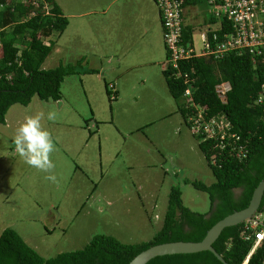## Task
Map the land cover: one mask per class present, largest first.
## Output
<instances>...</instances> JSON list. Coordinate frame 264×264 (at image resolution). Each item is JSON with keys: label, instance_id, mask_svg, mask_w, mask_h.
<instances>
[{"label": "trees", "instance_id": "16d2710c", "mask_svg": "<svg viewBox=\"0 0 264 264\" xmlns=\"http://www.w3.org/2000/svg\"><path fill=\"white\" fill-rule=\"evenodd\" d=\"M197 3L198 0H183L185 6ZM159 15L165 32L160 8ZM216 21L212 17L206 23ZM68 23L56 0H0V123L6 122L14 104L28 105L35 96L45 101L60 100L65 76L80 73V62L76 66H42L52 51L54 38L64 32ZM183 27L184 40L193 42L195 27ZM228 30L230 26L226 24L220 30L209 32L211 45H216ZM193 47L197 52L194 44ZM165 50L162 73L185 126L192 127L200 114L205 121L223 116L230 124L223 146L216 145L219 140L208 138L204 132L193 134L214 178L210 184L201 180L191 182L208 195V210L194 211L186 206L180 187L173 186L163 212L150 211V223L155 219L161 221L150 239L123 242L113 235L99 233L83 248L59 252L52 257L42 256L14 228L7 227L0 234V264H128L135 255L154 244L200 241L218 220L249 204L255 187L264 178V50L255 57L248 51L228 52L222 57L194 55L179 59L178 67L169 61L166 45ZM226 81L231 88L222 98L217 85ZM187 89L190 94H186ZM107 92L111 98L116 95V88L107 85ZM239 146L246 151L241 159L236 157ZM256 213L264 214V194ZM246 224L243 221L225 227L213 242L228 264H243L254 244L253 238L243 236L250 232L245 229ZM146 264L224 263L213 252L203 250L156 256ZM246 264H264V243L256 247Z\"/></svg>", "mask_w": 264, "mask_h": 264}, {"label": "rangeland", "instance_id": "374dc122", "mask_svg": "<svg viewBox=\"0 0 264 264\" xmlns=\"http://www.w3.org/2000/svg\"><path fill=\"white\" fill-rule=\"evenodd\" d=\"M56 1L62 4L67 12H75L76 7L84 8L85 6L81 0H63V3L62 0ZM195 5L205 9L207 2L198 0L197 4L188 7ZM204 15L210 16V13L204 10ZM92 17L93 15L70 18L71 24L60 38L62 45L56 44L58 37L54 38L55 44L52 51L42 64L44 68L55 67V64L60 63L76 66L75 60L78 57L75 53L82 51L80 44L84 40H80L79 35L82 38L87 36L86 42L90 41L92 50L90 49L91 51L89 50L90 52L85 56L89 58L88 54L93 52L105 54V56L100 55V58L110 65L111 57H115L112 55L114 54L112 49L109 47L107 50L105 40L100 37L101 34H98L102 32H98L97 28L95 33L91 30L93 26L101 28L108 18H97V23L92 24L91 21H96L91 20ZM217 26L213 25V27ZM103 32L104 35L110 34L114 38L117 37L114 29ZM193 42L196 51L201 52L203 44L200 31H195ZM116 43L114 49L121 51L119 42ZM64 48L66 49L61 54L60 49ZM160 48L158 46L156 49L159 55H162ZM202 55L207 54L201 53L198 56ZM115 61L114 59L113 62ZM138 69L140 74L146 72L143 66ZM153 71L156 72L157 68L149 70L148 75ZM158 72H156L158 80L157 77L148 80L152 96L147 99L140 96L143 91L139 85L136 89L139 95H130L128 87H124L126 96L124 95L125 99H123L127 101L128 106L122 110L119 104L117 105V101H109L106 96H102L104 95L103 83L100 81L96 83V80L90 82L82 80V86L80 77L73 74L66 76L62 83L61 100L45 101L35 96L30 102L29 109H34L35 113H43L42 116L47 115L48 112H54L55 119L72 125L71 132L75 131L79 135L85 132L80 126L85 119L82 115L92 117L91 110L97 119L110 120L100 124L102 132L99 136H101L102 147L99 160L102 166L97 167L91 174V176L93 174L98 176L100 190L98 188L95 198L90 200L91 206L87 204L82 207L81 205L83 200H87L88 195V193L84 195L82 191L86 185L85 174L78 173L74 178L72 177V169L75 167L72 159L73 152L70 148L67 150L66 147H62V142H58V145L51 139L53 150L48 154V158L54 167L50 172L38 170L28 165L20 156L18 158L21 162H17L15 154L18 153L15 151L12 140L13 131L4 124H0V234L7 227L14 228L28 245L45 257L83 248L99 233L115 235L123 242L148 240L160 228L161 221L155 219L154 223H150V211L145 212V209L137 207L133 201V194L138 192V188L143 187L141 191L149 198L151 194L148 189L153 188L151 185L159 186L163 181L162 187L159 186L160 196H165L170 186L178 185L182 191L184 203L188 207L200 212L208 210L210 206L208 195L194 187L192 181L185 182L184 178L188 172L194 170L189 166L193 163L197 170L195 173H201L202 181L214 180L213 175L209 166L203 164L204 160L200 158L199 147L197 146V149L195 145L197 140L191 137L190 128L185 126L182 117L180 123L173 118L175 115H172V118H164L167 111L163 110L162 97L164 96L161 95V91L166 90L165 78ZM128 81L131 82L129 79ZM99 91L102 95L97 96L95 92ZM17 106L23 107L20 104ZM168 106L170 107L169 102ZM172 106L173 111L177 104L173 102ZM131 113L133 116H126ZM42 116L40 125L45 126L46 122L42 121ZM157 118L159 120L156 121ZM76 124H78L77 127ZM20 125L15 124L14 130L16 131ZM178 128H181V137ZM159 129L163 130V135L157 133ZM45 130L48 131V128ZM76 149L75 147L73 149L74 156H77ZM59 165L62 167L59 168ZM202 170L205 173L208 171L207 174L202 173ZM49 174L55 175V182L46 179ZM68 182L72 187V194L69 197L65 194ZM5 190L10 192H4ZM5 194L9 196H4ZM97 206L101 209L95 211ZM109 208L112 209L109 210ZM49 209L54 214L52 212L51 214ZM92 216L97 218L95 223L91 222ZM53 218L62 221L53 226L54 228L53 224L48 222ZM62 223L66 225L64 228Z\"/></svg>", "mask_w": 264, "mask_h": 264}, {"label": "crops", "instance_id": "0c3cea01", "mask_svg": "<svg viewBox=\"0 0 264 264\" xmlns=\"http://www.w3.org/2000/svg\"><path fill=\"white\" fill-rule=\"evenodd\" d=\"M82 1L83 3H85L84 8L76 7V9L74 10L75 12H67L64 9V6H62V4H59L63 11V14L66 17H68V20H69L68 25L70 26L71 24L70 18L76 17V16L77 17H87V16L89 17L93 15L91 20L94 19L96 21L94 22L91 21L92 24L97 23V20H98L97 18H101V19L103 17L108 18L103 23L105 24V26L103 24L101 25V28L93 26L91 30L94 31L95 33V30L97 28L98 32H102L98 34H101L100 37H102L105 40L104 44H106L108 48L107 50H109V47H110L112 49V52L114 53L112 55H114L115 57L110 56L111 57L110 65L112 64L111 66L107 64L106 60L104 61L103 59L100 58V55L105 56V54H101L99 52H95V53L93 52V53L88 54L91 56V57L89 56L88 58L87 56H85V54H87L88 52L92 50L90 41L86 42L85 39L88 38L87 36H84V38H82L79 35L78 38L80 37V40L84 39L83 42L80 44L81 45L80 50L82 51L79 53H75V56L78 57L77 60H75V63L77 64L78 62H80V66H79L80 73H76L73 75H78L80 77L82 86H83L82 80H89V82L91 80L93 81L96 80L95 81L96 83L98 81L103 83L104 95H102L100 91L98 93L95 92L96 95L98 96L99 94H101L102 96H106L109 101L111 100L117 101V105L119 104L118 106L120 110L128 106L127 101L124 100L125 98L123 97L126 94V92H124L125 90L124 87H128V90L130 91V95H136V94L139 95L138 93L139 91L136 89H138V87L140 86V88H142V91H143L140 96L144 97L145 99L151 97L152 92L150 90V87L148 86V80L154 77L156 78L157 77L156 72H158V70H159L158 73H160L162 76L163 75L162 69L166 62L164 29L161 23V17L159 15V6L157 4V1L156 0H81V3ZM62 3H63V0H62ZM205 11H208V10H205ZM208 17L209 16L204 15V10L201 7H197L195 5L193 7L186 8L183 21H184V25L194 26L195 30L201 31L204 25L207 24L206 21L208 20ZM112 29H114V33H116L117 37L114 38L110 36V34L109 35L103 34L104 33L103 31L112 30ZM64 33L65 32H63L58 37L57 42H56L57 45L59 44L62 45V42H60V38ZM116 42H119V46H121V51L114 49V46H115L114 44H117ZM158 46L161 47L160 49L163 52L162 55H159L158 49H156L158 48ZM65 49L66 48L60 49L61 54L63 50ZM108 57L109 56H107V58ZM114 59L116 60L115 62H113ZM57 61H58V58H57ZM55 65L58 66V64H55ZM140 66L144 67L146 71L144 74L138 73L140 71L138 67ZM152 68H157V71L156 72L153 71L152 74L148 75L149 70H151ZM128 79L131 82H129ZM156 79L158 80V77ZM164 84L167 90V92L165 89L161 91V95L165 97V98L162 97L164 100L163 110L167 111V115H165L164 118L165 119L168 117L172 118L171 116L175 115L173 118H175L180 123L181 115L178 112H176V108L175 110L172 111L173 109L172 105H173V102L175 101L173 100L167 88V83L165 79H164ZM107 85H111V86L113 85L116 88V95L114 94V96H111V98L109 97V94L107 92ZM137 85L139 86L137 87ZM85 93L87 95V91ZM166 94H167V97H166ZM140 96H137V97H140ZM168 102L170 104V107L168 106ZM29 104L21 105L23 107H18L17 105L19 104H14L11 106V108L8 111L6 122L4 123V125L8 129L13 131L12 140L16 132L14 130V125L22 124L26 121L27 118L36 116L38 114V113H35L34 109L33 110L29 109L28 107ZM110 109H112L111 105H110ZM91 111H92V117L90 118L80 114L82 115V117L85 118L83 119L82 124H80L81 129H84L85 131V132H81V135H79L75 131L72 133L71 132L72 125L67 124V122L66 123L62 122L59 119H55V117L49 120L47 118L48 114L42 116L43 118L42 121H45L46 125L45 126L44 124L41 125L43 129L48 128L50 138L53 139L52 140L53 142L57 143L58 145H59L58 142H62L63 143L62 147H66L67 150L70 148V150L73 152L72 159L74 161L75 168L72 169V175H73L72 177L74 178L75 175H77L78 173L85 174L86 185L82 189V191L84 192V195L85 193H88V195L86 196V199L89 201L87 202V200L86 201L83 200L81 202L82 207L87 204L91 206L89 202L90 200H93L95 198V195L98 192V188H99L98 183L97 184L93 183L94 181H98V176H95L94 174L93 176H91V174H92V171H95L97 167L102 166L99 160V154L101 155V147H102L101 142H100L101 136H99L102 132L101 131L102 128L100 124L102 122L104 124L110 121V120L101 121L97 119L95 117V113H93V110ZM126 116H133V113H131L130 115H126ZM111 117H113L112 113H111ZM9 118H10V122H8ZM94 120L95 122L93 123ZM157 120H159V118H157L156 121ZM0 124L2 125V123ZM75 126L77 127L78 124H76ZM159 130L160 131L157 133L163 135V130L162 129H159ZM178 130H179V136L181 137L180 135L181 128H178ZM190 135L191 137H193L191 133ZM186 140H188V138ZM195 145L196 147L199 145L198 141ZM74 147L77 148L76 149L77 156H74V150H73ZM198 151H200V156H201L200 158L204 160L203 164L207 165L203 153L201 152L200 149H198ZM15 155L17 157V162H21L20 158H18L19 155L18 154H15ZM189 166L191 168H194V170L187 173L186 177L184 178V181L186 179H189V181L190 180H202L203 178L200 177L201 173H198V174L195 173L197 170H196L194 163L190 164ZM61 167L62 165H59V168ZM201 172L204 174H207L208 171L205 173V171L202 170ZM212 181L213 179H209L206 181V183H211ZM163 184H164V181L159 186L162 187ZM151 186L153 188H151L150 190L148 189V192L151 194L149 198L143 193V191H141V189L143 188L141 187V189L138 188V192H135L133 194V201L135 202V205L137 204V207L140 206L142 209H145V212L151 211L153 213L155 209L161 210L163 212V210L165 209L164 207H166V203L168 200V194L171 188L173 186H178V185L170 186L165 196L159 195V192H158L159 186H156V185H151ZM4 192H10V191L5 190ZM65 194L68 195V197L70 196V194H72V187H71L70 182H68L66 185ZM4 196H9V195L5 194ZM183 203H184V199H183ZM97 209H101V208L97 206L94 210L96 211ZM111 209L112 208H109V210ZM51 212L53 213L52 210L50 211V213ZM157 213L159 214V212ZM95 219L97 218L92 216L91 222L95 223ZM48 222H51L53 224L52 227L53 226L55 227V225L58 224V222L61 223L62 221L58 218L57 219L53 218L51 221L48 220ZM64 226L66 225L62 223L63 228ZM108 235H112V234H108ZM113 236L117 237L115 235Z\"/></svg>", "mask_w": 264, "mask_h": 264}, {"label": "built area", "instance_id": "2783aa9c", "mask_svg": "<svg viewBox=\"0 0 264 264\" xmlns=\"http://www.w3.org/2000/svg\"><path fill=\"white\" fill-rule=\"evenodd\" d=\"M162 11L163 25L165 28V45L170 51V62L178 67L179 59H186L194 55L192 42H186L182 35L183 0H156ZM210 5V13L216 18L230 25V31L226 32L223 40L211 45L209 38L201 34L203 49L201 53L222 57L228 52L242 53L248 51L252 57L260 55L264 50V0H207ZM216 38V36H214ZM200 53V54H201ZM254 59V58H253ZM180 73V72H179ZM230 89L229 83L218 84L217 92L223 98ZM190 94V90H186ZM230 124L223 116L212 117L209 121L203 120L200 114L194 120L191 129L194 132H204L207 137H214L219 142L216 145L223 146L224 138L228 135ZM233 137V133H229ZM237 138V137H236ZM245 155V150L239 146L237 157ZM245 229L250 232L243 233L247 239H254V244L249 251L246 260L261 243H264V219L259 215L247 220ZM245 234V235H244Z\"/></svg>", "mask_w": 264, "mask_h": 264}, {"label": "clouds", "instance_id": "9594fccd", "mask_svg": "<svg viewBox=\"0 0 264 264\" xmlns=\"http://www.w3.org/2000/svg\"><path fill=\"white\" fill-rule=\"evenodd\" d=\"M206 2H207V7H205V9H203V10H208V12L210 13V5H209L207 0H206ZM188 6H190V5H187V6L183 5L182 35H183V28H184L183 27V25H184V21H183L184 13H185L186 8ZM212 17L216 18L215 16H213L210 13V16L208 17V20L206 22H209V19ZM216 20L217 21L214 24L208 23V24L204 25V27L202 28L203 30L200 31V39H201V34H205L209 38V35H208L209 32H212V31H215L218 29L220 30V29H222V27L224 25L226 26V24H227V23H224L223 20L221 21L218 18H216ZM213 25H218V26L213 27ZM210 28L212 29L211 31H209ZM228 31H230V30H228ZM228 31H226V32H228ZM226 32L223 33V36ZM194 34L195 33H193V35ZM193 35H192V37H193ZM223 36H222L221 40H223ZM192 41H193V38H192ZM201 42H202V40H201ZM192 43L194 44V42H192ZM201 52H196V53L199 55ZM224 83H229V82L226 81V82H222L220 84H224ZM42 115H43V113H38L36 116L27 118L26 121L24 123H22L16 129L15 135L13 137V143L15 145V151L19 154V156L28 165H30V166L38 169V170L44 171V172H50V170L54 167V165L49 160L48 154L53 150V145H52V141H51L49 132L47 130L43 129L40 125V118ZM54 116H55L54 112H49L47 115V118L49 120H51L54 118ZM190 132L192 135L195 134V132L192 131L191 127H190ZM198 144H199V141H198ZM245 155H246V151H245ZM244 156L239 157V159L243 158ZM206 163H207V161H206ZM207 166H208V164H207ZM46 179L55 182L56 177L53 174H49L46 176ZM190 181H192V180H190ZM207 184H210V183H207ZM256 214L257 213H255L254 216H256ZM258 215L261 218H264V214H258ZM245 221H247V220H245Z\"/></svg>", "mask_w": 264, "mask_h": 264}, {"label": "water", "instance_id": "95a60500", "mask_svg": "<svg viewBox=\"0 0 264 264\" xmlns=\"http://www.w3.org/2000/svg\"><path fill=\"white\" fill-rule=\"evenodd\" d=\"M263 194L264 178L255 187L250 202L245 208L235 210L218 220L208 229L207 233L200 241L177 240L154 244L135 255L128 264H146L149 260L156 256L174 253H193L203 250L213 252L219 260H221L224 264H228L224 257L216 251L213 246V242L217 239L225 227L235 225L252 218L261 205Z\"/></svg>", "mask_w": 264, "mask_h": 264}]
</instances>
